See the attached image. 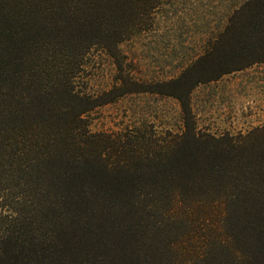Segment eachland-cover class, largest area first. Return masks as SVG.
<instances>
[{
  "label": "trees",
  "instance_id": "obj_1",
  "mask_svg": "<svg viewBox=\"0 0 264 264\" xmlns=\"http://www.w3.org/2000/svg\"><path fill=\"white\" fill-rule=\"evenodd\" d=\"M160 1L0 0V153L34 183L45 214L62 213L0 222V264H264V126L215 137L187 124L158 140L93 136L83 118L99 103L76 90L82 59L101 46L117 60V45L150 27ZM201 60L213 72L179 77L186 94L264 64V0L234 11L213 60ZM195 215L213 218V234L140 224Z\"/></svg>",
  "mask_w": 264,
  "mask_h": 264
},
{
  "label": "rangeland",
  "instance_id": "obj_2",
  "mask_svg": "<svg viewBox=\"0 0 264 264\" xmlns=\"http://www.w3.org/2000/svg\"><path fill=\"white\" fill-rule=\"evenodd\" d=\"M246 1L161 0L150 27L117 45V60L93 46L75 78L76 90L99 103L83 116L90 134L117 138L134 133L166 140L184 132L187 124L200 135L215 137L246 135L263 127L264 64L199 83L187 94L182 83L174 84L183 74L200 79V72H213V63L201 58L213 60L216 38ZM72 60L68 54L61 62ZM123 82L126 93L119 96ZM176 97L186 101L191 117L183 114ZM7 157L0 153V222L20 215L33 224L43 219L49 223L51 216L62 214L55 207V213L45 214L34 183L26 182L21 171L14 172ZM153 223L192 236L213 234V218L201 215L178 225L168 218L140 222Z\"/></svg>",
  "mask_w": 264,
  "mask_h": 264
}]
</instances>
